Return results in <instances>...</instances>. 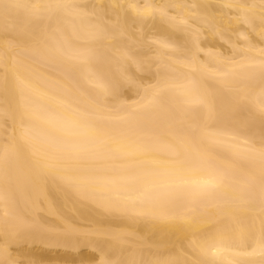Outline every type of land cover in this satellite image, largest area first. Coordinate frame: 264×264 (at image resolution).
Here are the masks:
<instances>
[{
    "label": "bare ground",
    "instance_id": "1",
    "mask_svg": "<svg viewBox=\"0 0 264 264\" xmlns=\"http://www.w3.org/2000/svg\"><path fill=\"white\" fill-rule=\"evenodd\" d=\"M262 187L264 0H0V264H250Z\"/></svg>",
    "mask_w": 264,
    "mask_h": 264
},
{
    "label": "snow or ice",
    "instance_id": "2",
    "mask_svg": "<svg viewBox=\"0 0 264 264\" xmlns=\"http://www.w3.org/2000/svg\"><path fill=\"white\" fill-rule=\"evenodd\" d=\"M262 195H264V187H262ZM249 255L260 257L258 261H252L250 262V264H264V236H262L257 247L253 248L252 251L249 253ZM2 264H23V262L22 261L16 262L5 259L3 260ZM168 264H183V262H181L179 259H176L168 262Z\"/></svg>",
    "mask_w": 264,
    "mask_h": 264
}]
</instances>
